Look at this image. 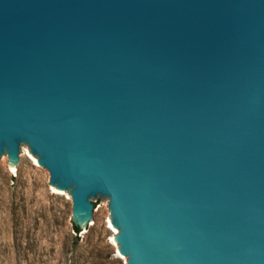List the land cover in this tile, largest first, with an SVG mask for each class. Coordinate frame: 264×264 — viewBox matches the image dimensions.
Returning a JSON list of instances; mask_svg holds the SVG:
<instances>
[{
	"label": "water",
	"instance_id": "obj_1",
	"mask_svg": "<svg viewBox=\"0 0 264 264\" xmlns=\"http://www.w3.org/2000/svg\"><path fill=\"white\" fill-rule=\"evenodd\" d=\"M20 148L125 264H264V0H0Z\"/></svg>",
	"mask_w": 264,
	"mask_h": 264
},
{
	"label": "rangeland",
	"instance_id": "obj_2",
	"mask_svg": "<svg viewBox=\"0 0 264 264\" xmlns=\"http://www.w3.org/2000/svg\"><path fill=\"white\" fill-rule=\"evenodd\" d=\"M17 172L0 163V264H125L117 252L108 205H93L95 222L75 234L71 201L22 149Z\"/></svg>",
	"mask_w": 264,
	"mask_h": 264
},
{
	"label": "trees",
	"instance_id": "obj_3",
	"mask_svg": "<svg viewBox=\"0 0 264 264\" xmlns=\"http://www.w3.org/2000/svg\"><path fill=\"white\" fill-rule=\"evenodd\" d=\"M72 229H73L75 234H79L81 232V230L78 227L74 226V225L72 226Z\"/></svg>",
	"mask_w": 264,
	"mask_h": 264
}]
</instances>
